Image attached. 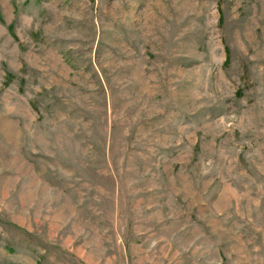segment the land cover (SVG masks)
<instances>
[{
    "label": "rangeland",
    "instance_id": "obj_1",
    "mask_svg": "<svg viewBox=\"0 0 264 264\" xmlns=\"http://www.w3.org/2000/svg\"><path fill=\"white\" fill-rule=\"evenodd\" d=\"M0 264H264V0H0Z\"/></svg>",
    "mask_w": 264,
    "mask_h": 264
}]
</instances>
